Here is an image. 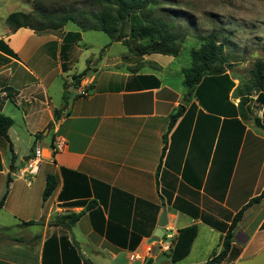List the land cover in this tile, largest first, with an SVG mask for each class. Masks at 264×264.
I'll use <instances>...</instances> for the list:
<instances>
[{"label":"crops","instance_id":"crops-1","mask_svg":"<svg viewBox=\"0 0 264 264\" xmlns=\"http://www.w3.org/2000/svg\"><path fill=\"white\" fill-rule=\"evenodd\" d=\"M12 12L0 27V113L12 120L8 140L0 135V197L9 177L0 264H169L178 229L192 223L198 230L190 251L174 264L206 262L220 250L232 216L264 188V128L234 112L235 77L227 71L234 86L226 96L203 81L201 94L186 100V66L177 55L136 56L119 41L112 43L125 48L116 56L105 54L109 44L85 55L78 27L12 30L5 23ZM84 69L78 87L87 94L79 95L72 75ZM257 104L254 115L261 118L264 105ZM180 105L183 112L169 128ZM23 138L27 152L20 149ZM59 138L64 145L54 150ZM36 141L37 172L22 176ZM48 173L57 186L43 200ZM91 200L71 228L47 224ZM163 210L167 222L160 227ZM238 231L246 241L234 239L238 253L216 264L244 259L252 243L264 240V199L243 211ZM11 236L39 237L26 244ZM136 240L132 249L115 243Z\"/></svg>","mask_w":264,"mask_h":264},{"label":"trees","instance_id":"trees-1","mask_svg":"<svg viewBox=\"0 0 264 264\" xmlns=\"http://www.w3.org/2000/svg\"><path fill=\"white\" fill-rule=\"evenodd\" d=\"M106 4L105 10L98 13H91L85 10L75 11L71 8H52L50 10L35 6L32 12H12L5 18V23L12 29L19 27L32 26L34 29H58L68 22L74 23L79 30H98L106 34L110 41H119L124 45L129 53L142 56L146 54L158 53L163 55H178L179 45L183 42L184 35L180 38L172 32L171 25L163 22L161 19L151 17L146 9L154 5L148 0H99ZM70 36L79 38V32H71ZM198 47H193L189 51V65L182 69V83L185 88L186 100L192 96V93L201 94L203 91V81L211 82L219 91H223L225 96L227 91L234 86L229 78L227 70L229 62L224 53V42L219 40L218 34L214 31L201 36L197 39ZM108 45V44H107ZM106 45V46H107ZM264 55V44L262 46ZM87 69V68H86ZM86 69L72 75V84L78 87L80 80L85 76ZM222 82V84H221ZM7 89V88H6ZM232 97L237 99L235 106L236 115L242 120L252 119L254 124L264 128V107L262 116L259 118L252 114L249 102L253 99L257 103L264 105V58L254 63L249 71V81L245 85L237 84L231 93ZM184 105H180L176 112L170 116L169 128L172 127L174 121L183 112ZM12 120L0 113V135L8 140V128ZM11 149V145L9 146ZM57 186L56 177L48 173L45 176V184L42 191L43 200L47 199ZM9 188V177L6 178L5 188L0 197V209L4 205L6 195ZM264 199V188L262 191L249 199L231 218L230 223L222 236L221 248L214 253L203 264H216L224 260L229 255L234 257L238 253L237 248H232L234 241V232L238 222L243 216V211L250 205L258 203ZM95 204L94 200L78 212H66L62 214H54L47 220L48 225L61 226L63 228H71L79 218ZM26 221L21 222L23 226L40 223ZM95 227V226H94ZM9 227L0 228V238L3 231ZM198 226L195 223L181 227L178 229L177 236L170 250L169 264H174L183 259L190 251L192 242L197 235ZM108 237L109 235L106 234ZM32 239H26L18 236L9 237L12 241L24 242L31 244ZM121 247L132 249L137 240L132 243L115 242ZM87 264H90L86 261ZM145 264H151L150 259H146Z\"/></svg>","mask_w":264,"mask_h":264},{"label":"rangeland","instance_id":"rangeland-1","mask_svg":"<svg viewBox=\"0 0 264 264\" xmlns=\"http://www.w3.org/2000/svg\"><path fill=\"white\" fill-rule=\"evenodd\" d=\"M0 0V27L3 17L12 11H23L32 5L43 9L56 7L71 8L75 11L85 10L91 13H102L106 4L99 0ZM154 3L146 11L151 17L161 19L171 25V30L181 37L183 42L179 45L177 63L189 65V51L198 47V38L214 31L219 40L224 42V53L227 56L228 73L235 77L234 83L245 85L249 81V71L258 60L264 58L262 46L264 44V0H148ZM68 30H77L74 23L68 22ZM105 33L98 30H85L81 32L78 47L82 54L97 55L99 49L106 48L108 57L116 56L124 50L120 43H112ZM110 46V47H109ZM76 63V66L78 68ZM252 114H256L258 104L255 100L249 102ZM23 136V133H22ZM20 149L27 152V139L23 138ZM53 170L51 165H44ZM1 218V217H0ZM32 229V228H31ZM259 237L264 239V233ZM259 247L264 248V240H256L249 246L246 258ZM258 253V252H257ZM232 260L233 257L228 258ZM245 259V258H244Z\"/></svg>","mask_w":264,"mask_h":264},{"label":"built area","instance_id":"built-area-1","mask_svg":"<svg viewBox=\"0 0 264 264\" xmlns=\"http://www.w3.org/2000/svg\"><path fill=\"white\" fill-rule=\"evenodd\" d=\"M77 92L79 95H86L87 94V90L85 87H78L77 88ZM55 146H54V150H60L63 145H64V141L63 139L59 138L58 140L55 141ZM40 163V150H39V142L36 141L35 142V148H34V156L33 158H31L30 160H28L26 166L21 170V175H34L37 172L38 166Z\"/></svg>","mask_w":264,"mask_h":264},{"label":"water","instance_id":"water-1","mask_svg":"<svg viewBox=\"0 0 264 264\" xmlns=\"http://www.w3.org/2000/svg\"><path fill=\"white\" fill-rule=\"evenodd\" d=\"M166 222H167L166 213L163 210L159 215L157 224L160 227H162L166 224ZM246 238H247L246 235L242 234V232H240V231H238L234 235L235 241H237L239 243L245 242ZM233 264H264V248L262 250H260L258 253H256L255 255H253L249 258L237 260Z\"/></svg>","mask_w":264,"mask_h":264}]
</instances>
